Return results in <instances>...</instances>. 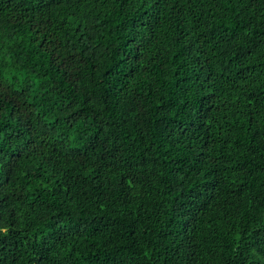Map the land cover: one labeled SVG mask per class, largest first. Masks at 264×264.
Returning <instances> with one entry per match:
<instances>
[{
	"label": "trees",
	"instance_id": "16d2710c",
	"mask_svg": "<svg viewBox=\"0 0 264 264\" xmlns=\"http://www.w3.org/2000/svg\"><path fill=\"white\" fill-rule=\"evenodd\" d=\"M0 264H264V0H0Z\"/></svg>",
	"mask_w": 264,
	"mask_h": 264
}]
</instances>
